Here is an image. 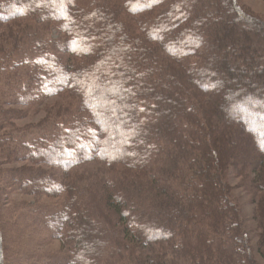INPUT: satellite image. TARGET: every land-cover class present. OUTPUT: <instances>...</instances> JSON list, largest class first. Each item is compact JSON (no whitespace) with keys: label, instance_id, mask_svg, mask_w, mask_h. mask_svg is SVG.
I'll list each match as a JSON object with an SVG mask.
<instances>
[{"label":"trees","instance_id":"obj_1","mask_svg":"<svg viewBox=\"0 0 264 264\" xmlns=\"http://www.w3.org/2000/svg\"><path fill=\"white\" fill-rule=\"evenodd\" d=\"M256 253L264 17L240 0H0V264Z\"/></svg>","mask_w":264,"mask_h":264},{"label":"rangeland","instance_id":"obj_2","mask_svg":"<svg viewBox=\"0 0 264 264\" xmlns=\"http://www.w3.org/2000/svg\"><path fill=\"white\" fill-rule=\"evenodd\" d=\"M244 4V6L248 7L251 11L260 14L264 17V0H240ZM232 186V199L236 201L243 211V214L247 217V225L249 228H254V221L251 220V214L253 210V204L251 201V194L248 192V188L246 184L241 180L240 177L232 176L229 181ZM247 189V191H246ZM251 236V241L254 242L255 238L252 234V231L249 233ZM255 258L257 259L259 264H264L258 253L255 254Z\"/></svg>","mask_w":264,"mask_h":264}]
</instances>
